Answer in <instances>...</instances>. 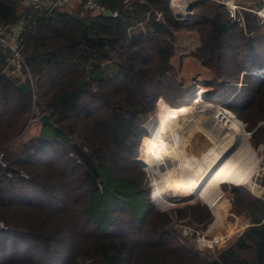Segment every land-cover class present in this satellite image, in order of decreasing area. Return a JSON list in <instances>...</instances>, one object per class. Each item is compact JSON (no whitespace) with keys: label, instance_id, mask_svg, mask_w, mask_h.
<instances>
[{"label":"trees","instance_id":"1","mask_svg":"<svg viewBox=\"0 0 264 264\" xmlns=\"http://www.w3.org/2000/svg\"><path fill=\"white\" fill-rule=\"evenodd\" d=\"M95 1L117 15L105 16L84 5L59 7L52 12L19 11V0H0L1 24L13 26L25 17L20 52L38 76L35 107L48 114L53 123L42 125L39 136L14 147L15 138L32 117L31 96L28 90L23 93L17 89V79L2 72L9 51L0 45V150L6 160V167L0 168V222L6 228L0 233H11L47 251L54 241L67 236L70 241L65 264H77L73 253L79 245L87 250V257L95 259L94 264H128V256L142 247L145 225L151 223L154 228L143 244L149 251L142 264H264V199L248 202L255 203L254 209L245 204L248 225L215 256L201 257L174 249L165 244L168 233L153 221L155 210L144 171L134 160L144 134L141 124L154 112L163 94L160 90L184 94L168 76L176 33H198L199 45L193 57L214 72L220 80L217 89L222 88L223 95L230 80L242 77L243 87L247 78L258 80L252 70L264 68V61L255 59L257 54L264 56V35L256 16L245 13V23L239 26L223 4L210 0L197 3L186 19L174 15V0ZM262 79L246 87L243 97L235 91L229 95V108L250 126L264 119ZM168 102L172 104L171 99ZM204 103L197 98L182 106L180 113ZM179 105L183 104L173 107ZM158 108L175 109L164 102ZM255 135L257 142H264V125ZM167 145H153L152 158H164ZM58 164L59 173H53ZM129 170L139 171V179ZM66 172L77 174L78 183L88 194L77 224L55 203L43 207L42 198L31 196L34 190H43L44 184L52 185L49 191H43L53 202L56 199L61 203L57 186ZM53 174L59 176L57 181L50 176ZM187 183L164 182L158 190L173 197L186 191ZM33 211L45 213L46 219ZM119 213L130 219L127 234L110 232ZM206 214L203 220L210 217L208 211ZM61 216L69 222L58 223ZM85 221L91 226L89 231L79 227Z\"/></svg>","mask_w":264,"mask_h":264},{"label":"rangeland","instance_id":"2","mask_svg":"<svg viewBox=\"0 0 264 264\" xmlns=\"http://www.w3.org/2000/svg\"><path fill=\"white\" fill-rule=\"evenodd\" d=\"M210 1L221 3V0ZM260 1L262 4H259ZM235 4L242 7L239 8L243 17L241 26L245 23L244 14L252 13L256 16L260 32L264 35V16L260 13L264 8V0H235ZM80 5H83V0H80L75 7ZM67 6L63 8L68 9ZM182 31L176 34L174 55L170 59L172 71L168 76L172 83L176 82L184 90V94L166 88L160 90L163 94L158 97L154 112L141 124L144 134L139 141L134 160L142 164L136 162L138 169L144 171V183L147 185L150 201L155 210L153 221L159 225V229L163 228L168 233L165 244H169L174 249L211 258L228 246L243 230L245 224H248L245 204L254 209L255 203L251 205L248 202L264 199V178L260 164V158L264 155V142H257L255 135L256 129L264 125V119L250 126L229 108L232 103L229 95L232 91L238 96L244 95L246 87L263 80L264 74H255L259 77L258 80L247 78L243 87L242 77L239 81L230 80L231 85L227 90H223V95H220L222 88L217 89L220 80L215 78L211 69L201 64V60L193 57L199 45L198 33ZM263 57L257 54L255 59L263 62ZM256 70L257 68L252 72ZM258 70L264 73V68ZM33 75L37 80L38 76L35 73ZM197 98H202L206 104L196 105L187 112L180 113L182 106L191 104ZM167 99H171L172 104ZM239 101L237 100V103ZM160 102L172 108L176 107H173L175 104L183 105L173 110L165 108L160 111L158 108ZM31 104L37 106L36 96L35 99L31 96ZM27 125L28 123L15 138L14 147L26 140L27 129L31 126ZM162 142L168 144L164 158H152L153 145L158 146ZM48 156V154L44 155L46 160ZM63 161L64 158L60 163ZM255 165H258L259 170ZM53 169V173H59V164ZM246 170L254 171L257 175L252 185H239L237 180L230 176L214 179V175L224 171L234 173L236 177L244 176ZM128 173L139 179V171L129 170ZM50 176L54 181L59 179V176L57 178L54 174ZM180 180L188 181L189 185L184 187L186 191L177 196H164L158 190L160 183ZM205 182L209 183L199 188ZM51 186L44 184L43 190L49 191ZM203 187L207 189L204 191ZM43 190H34L35 194L31 196L42 198L40 201L43 207L55 203L54 206L67 212L77 224L88 202V194L85 193L82 184L78 183L77 174L69 175L66 172L62 177L61 185L57 186L61 203H56V199L53 202L52 197ZM190 206H193V209L190 210ZM206 211L209 212L210 217L203 220L207 215ZM35 214L40 219H46L45 213L38 211ZM151 219L152 216L149 222ZM66 221L69 222L68 218L62 216L57 219L62 225ZM129 222L130 219L126 214L119 213L117 223L110 232L115 235L127 234L130 231ZM85 224H88L87 221L79 227L82 226L84 231H89L91 226ZM150 224L147 223L141 233L142 247L128 256V264L144 262L145 253L147 254L149 250L143 244L154 228ZM220 238L223 241H220ZM69 241V237L61 236L60 240L54 241L47 251L37 244L26 243L23 238L13 237L11 233L1 232L0 264H65L68 260ZM75 251L73 255L77 264H94L95 259L87 257L85 254L87 250L83 249V246H77Z\"/></svg>","mask_w":264,"mask_h":264},{"label":"built area","instance_id":"3","mask_svg":"<svg viewBox=\"0 0 264 264\" xmlns=\"http://www.w3.org/2000/svg\"><path fill=\"white\" fill-rule=\"evenodd\" d=\"M27 8L31 11H46L52 12L56 8L64 7L71 4L74 0H22ZM221 3L227 7L228 16L239 26L243 23V17L240 15L239 7L235 4V0H221ZM83 5L86 9L100 10L101 8L95 0H83ZM112 16H116L117 13H111ZM161 18V14L158 13L157 19ZM25 17L22 16L18 23L15 25H3L0 23V45L9 51V56L4 60L2 72L6 73L10 77L17 79V83L23 82L30 92L33 99L36 96V77L31 72L30 68L25 64L20 52V40L23 32ZM243 26V25H242ZM254 74H262L259 70L253 71ZM264 74V73H263ZM41 113L34 105L32 106V117L28 121V125L33 123H40L39 118ZM27 125V126H28ZM260 164L262 165L261 171L264 178V155L260 158ZM6 167L5 152L0 150V168ZM10 176V175H8ZM6 226L0 222V229H5ZM216 242L218 239H214ZM223 241V239H219Z\"/></svg>","mask_w":264,"mask_h":264},{"label":"crops","instance_id":"4","mask_svg":"<svg viewBox=\"0 0 264 264\" xmlns=\"http://www.w3.org/2000/svg\"><path fill=\"white\" fill-rule=\"evenodd\" d=\"M78 2H80V0H74L68 6L70 8H74L78 4ZM172 4L173 5H171V7L173 6V8H174V10H175L176 13H180V14L183 13V10H182L183 0H174V2H172ZM25 8H27L26 4L22 0H19V7H18L19 11H22ZM173 13H174V11H173ZM185 32H188V33L191 32V33H193L194 31H187V30H185ZM30 125H31V126H29L30 128L27 129L26 140L27 139H30V138H34V137L39 136L41 134L42 130H43V126L40 123H33V124H30ZM222 173H223V175L221 174V176H225V173H226V176H230V178H235L237 180L236 182L239 185H241V184H243V185H245V184L246 185L247 184H251L253 182V180H256V177H257V175H255V172L254 171L249 172L247 170H246V174H244V176H240L239 175V177H236V175H234V173H231V172L224 171ZM247 225L248 224H245V226H247Z\"/></svg>","mask_w":264,"mask_h":264},{"label":"water","instance_id":"5","mask_svg":"<svg viewBox=\"0 0 264 264\" xmlns=\"http://www.w3.org/2000/svg\"><path fill=\"white\" fill-rule=\"evenodd\" d=\"M200 1L202 0H188L186 3H185V6H184V13L180 14V13H176L174 11V15L178 18H181V19H186L189 17V15L191 14L193 8L195 7V5L197 3H199ZM259 4H262V1L259 2ZM102 13L105 15V16H110L111 15V11L107 10V9H103L102 10ZM17 89L22 91L23 93H28L27 91V88L25 86V84L23 82H19L17 83L16 85ZM39 122L41 125H52V121L50 120L48 114L46 113H43L41 115V117L39 118ZM136 162H138L140 165H142L138 160H136Z\"/></svg>","mask_w":264,"mask_h":264},{"label":"bare ground","instance_id":"6","mask_svg":"<svg viewBox=\"0 0 264 264\" xmlns=\"http://www.w3.org/2000/svg\"><path fill=\"white\" fill-rule=\"evenodd\" d=\"M188 0H183V4H182V10H183V13H184V6H185V3L187 2ZM261 15L262 16H264V8L261 10ZM258 70V69H257ZM263 74V73H262ZM202 97V96H201ZM256 166V168H257V170H259V167H258V165H255ZM252 185V184H251ZM199 188H201V186H199Z\"/></svg>","mask_w":264,"mask_h":264}]
</instances>
